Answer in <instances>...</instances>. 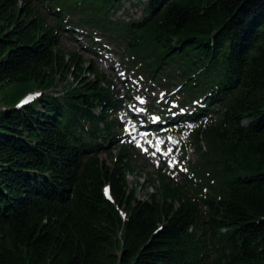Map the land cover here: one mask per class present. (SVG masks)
Wrapping results in <instances>:
<instances>
[{"label": "trees", "instance_id": "trees-1", "mask_svg": "<svg viewBox=\"0 0 264 264\" xmlns=\"http://www.w3.org/2000/svg\"><path fill=\"white\" fill-rule=\"evenodd\" d=\"M124 1L0 0V264H264V0H144L116 20ZM80 27L197 123L187 173L159 172L147 200L109 149L121 99L60 47Z\"/></svg>", "mask_w": 264, "mask_h": 264}, {"label": "rangeland", "instance_id": "rangeland-1", "mask_svg": "<svg viewBox=\"0 0 264 264\" xmlns=\"http://www.w3.org/2000/svg\"><path fill=\"white\" fill-rule=\"evenodd\" d=\"M132 1L134 4L124 1L121 7L114 11L116 20L136 19L142 15L145 1ZM79 31H82V33L78 38L72 32L66 34L67 36H61L60 47L65 53L72 51L79 55L85 66L92 64L103 77L105 85H108L111 91L117 92L127 100L126 104L123 103V108L113 114L112 117L117 116L119 121L123 123L137 111L136 107L146 108L149 106L151 110L148 111L147 109L139 114L142 125L160 124L157 131L166 130L169 133L168 136H155L156 138L153 139L156 134L153 131L149 132L150 137L147 138L145 144H142L144 146L141 144L137 146L130 139L116 138L114 139L116 145L109 148L112 149L114 155L116 154L115 149H118L121 145L128 149L133 173L128 174L127 179L130 185L136 188L137 197L141 200H147L148 195L154 192L159 184L157 181L159 172L174 181H180L182 172L187 171L186 166L189 160L194 157L190 132L193 124L185 122L176 126L164 124L175 116V114L168 116V112L179 109L175 103L177 104L180 95L176 93L171 95L173 90L170 91L168 87H161L155 81L139 77L138 72L133 70L129 61L123 57L122 49L112 41L106 40V37L99 36L94 31L83 28H79ZM85 33H90L99 43L94 44L90 36H84ZM5 90H7V87L0 89V101ZM61 90L62 88L59 86L58 91ZM31 92L35 96H37V93H41L39 89ZM180 112H185V110H180ZM158 116L161 117L163 124L160 123ZM155 117L158 121H155ZM120 129L121 136L128 134L130 137H134L136 135L130 133V129L124 124ZM140 137L145 140L144 136ZM162 144L163 147L161 148ZM148 146L157 147L158 152H150ZM109 149L100 154V158L108 164H110V159L107 153L111 152Z\"/></svg>", "mask_w": 264, "mask_h": 264}, {"label": "bare ground", "instance_id": "bare-ground-1", "mask_svg": "<svg viewBox=\"0 0 264 264\" xmlns=\"http://www.w3.org/2000/svg\"><path fill=\"white\" fill-rule=\"evenodd\" d=\"M31 101L30 100H27L25 98H21L18 102H17V105L20 107L22 105H25L27 103H30ZM145 108L143 109H140L139 111L136 112V115H139L140 113L144 112ZM151 110V109H148V111ZM119 131H121V129H113V134H114V138H126V137H130V135L126 134L124 136H121V133H119ZM134 133V132H132ZM131 142H134V144H137L138 142H140L141 144L142 143V139L139 138V135H135L134 137L131 138ZM144 146V145H142ZM148 149L150 150V152L152 153H157L158 151V148L157 147H149L148 146Z\"/></svg>", "mask_w": 264, "mask_h": 264}, {"label": "snow or ice", "instance_id": "snow-or-ice-1", "mask_svg": "<svg viewBox=\"0 0 264 264\" xmlns=\"http://www.w3.org/2000/svg\"><path fill=\"white\" fill-rule=\"evenodd\" d=\"M141 103H143V101H141Z\"/></svg>", "mask_w": 264, "mask_h": 264}]
</instances>
